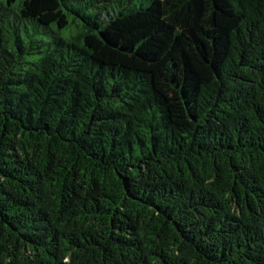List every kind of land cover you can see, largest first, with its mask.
<instances>
[{"label": "trees", "instance_id": "16d2710c", "mask_svg": "<svg viewBox=\"0 0 264 264\" xmlns=\"http://www.w3.org/2000/svg\"><path fill=\"white\" fill-rule=\"evenodd\" d=\"M0 264H264V0H0Z\"/></svg>", "mask_w": 264, "mask_h": 264}]
</instances>
